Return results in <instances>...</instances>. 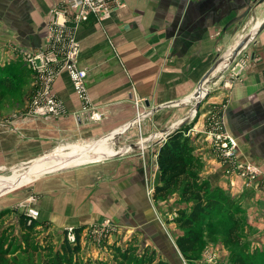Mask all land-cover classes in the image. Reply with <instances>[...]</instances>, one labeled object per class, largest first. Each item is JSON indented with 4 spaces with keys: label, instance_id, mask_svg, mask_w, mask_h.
Returning a JSON list of instances; mask_svg holds the SVG:
<instances>
[{
    "label": "crops",
    "instance_id": "1",
    "mask_svg": "<svg viewBox=\"0 0 264 264\" xmlns=\"http://www.w3.org/2000/svg\"><path fill=\"white\" fill-rule=\"evenodd\" d=\"M62 1L0 0V74L6 79L0 92L12 84L17 98L27 85L28 76H23L22 61L16 54L45 49L49 10ZM123 1L124 6L106 19L98 21L89 15L72 28L78 43L77 64L86 67V104L75 95L68 74L61 70L50 86V92L62 103L60 115L46 119L29 116L24 101L0 105V167L44 158L49 153L37 158L33 155L48 152L47 147L58 140L78 137L92 142L100 137L94 140L100 141L134 117L136 111L154 106L165 104L166 109L157 110L150 118L166 114L169 122L181 104L173 103L192 94L218 51L224 55L246 28L244 20L259 17L252 22L253 28L264 18L253 10L255 0ZM72 15V10L64 8L59 18L71 26ZM240 62L237 76L230 77L231 68L236 69ZM223 69L214 71L204 83L206 93L191 130H200L210 112L221 111L225 132L235 140L237 150L253 163L264 162V27ZM179 121L174 120L176 125ZM166 122L160 128L151 124L148 135L159 129L156 137L161 139L166 133L161 130L174 126V122ZM205 138L200 132L193 138L194 150L206 158L203 176L211 185H219L224 194L239 197L242 232L248 229L251 234L249 242L246 239V253L264 251V192L241 188L232 177L225 179L214 159L208 157L209 142ZM149 157L136 152L40 174L30 187L38 198L37 222L56 233L66 225L80 226L108 217L123 225L115 235L118 239H109L111 248L114 241L116 245L137 247L134 252L138 255L150 251L158 258L172 259L176 254L174 237H170L172 247H165V236L149 217L153 203L145 196L143 185V164H149ZM157 181L158 172L152 185ZM108 251L97 241L80 244L82 255L98 260L109 257Z\"/></svg>",
    "mask_w": 264,
    "mask_h": 264
},
{
    "label": "rangeland",
    "instance_id": "2",
    "mask_svg": "<svg viewBox=\"0 0 264 264\" xmlns=\"http://www.w3.org/2000/svg\"><path fill=\"white\" fill-rule=\"evenodd\" d=\"M255 1H256V4L253 6V10L255 11V13L258 12L257 15L264 14V3H263L264 0H261V1L255 0ZM258 18L259 17H256V16L255 18L248 16L247 19L244 20L245 23L247 22L246 28L241 30V33L239 34L236 41L242 35L248 32L250 28H252L251 27L252 22L257 21ZM235 43H232L231 48L228 49L229 51L232 49ZM228 50L226 53H224V55H222L221 53L222 51L219 50L215 58L219 56L226 57V54L229 52ZM30 52H34V50H30V51L24 50L23 52H19L20 55L16 54L20 57L22 61L23 68L22 67L21 68L23 69V71H25L23 76L24 77L28 76V80L26 83L27 85H24L22 87V89L18 93L17 98H14V94H13L14 90H12L11 88L12 84L8 85L7 89H5L3 92H0V105L17 104L16 102H20L21 104V102L24 101L23 106L25 107V110L27 111L28 99L30 98L32 94L31 90L34 87V84L35 85L38 84L33 81L32 68L25 60V53L32 54ZM10 53L15 54V52H10ZM225 69L226 67L223 70ZM35 75L37 77L39 73L35 72ZM2 88H5V87H2ZM177 103L179 102L177 101ZM187 104L190 106L187 107L188 105L181 103L179 107H177V109L175 110L176 114H174V117L170 121L168 120L169 122H166V118L167 116H169L166 114H164L165 116L161 115L159 118H150L151 115H156L157 113V112H153L152 114V112H149L150 108L148 110L146 109L145 111H139L138 112L139 119L134 121L127 129H125L119 135H114L111 137L110 140L112 143H111V146H109L107 149L109 153L107 152L105 154V155L112 154L116 152L119 149V147L122 146L126 150L120 155H124V154L129 155V154H134L137 152L141 156H143L144 154L145 156H148V155L151 156L147 159L149 164L146 163L145 166L143 164V168L145 167L146 169L145 173H143L144 174L143 176L144 193H145V196H147L148 198H151L152 203H153L151 214L149 217L151 221L154 222L157 225V227H159L157 229L159 233L161 232V235L165 236L164 238L162 236L161 237L165 240V244H166L165 247H169V248L172 247L170 237L172 238L174 237L175 239L176 234H181L183 232V229L178 227L173 220L174 217L177 215L176 214L177 209L181 208V209L187 210L189 203L182 201L179 198L177 192H172L169 195H167L165 198H162L159 200H153L151 197V190L153 186L152 182L154 181L155 173L157 172L155 168V163H154L155 149L158 146L157 144H159V142H161L162 139H164L166 135V133L161 130L165 134L161 136V139L157 138L156 136H157V133H159V129H156V130L153 129V131H151L148 135L147 129L152 130L151 124H153L156 128H160V126L165 124V122L170 124L174 122V120L180 119L181 121L186 116H189V119H187L181 125L183 124L191 125L188 128L187 132L192 138L196 136V132H200L201 135L204 133V135L206 136L205 139H208V142H209L208 145L206 146V150L209 155L208 157H211L214 159L213 163L217 165L218 172L221 175L223 174L224 176H226L225 179H227L228 177H232L238 180V181L234 180L233 184L236 181L238 183V186L241 188H246L247 190H256V191L264 192V171H262L260 168V167L264 168V162L256 164V163H253L252 161H249L244 154H242L241 152L237 150V143L235 142L237 156L239 158L246 160L250 164H252V167H257V169L259 170V173L257 172L258 175H256L254 178L248 181L246 179L240 178L238 175H236L232 171L226 172L225 165H223L224 163L222 162L223 159L220 158L221 155L217 153L218 155L217 156L212 150V147L210 145L211 140H209V137H208L209 134L207 131L209 127V122H207L209 119V116L205 117V119L203 118L204 120L202 124L200 125V128H201L200 130H195L196 132L192 131L191 130L192 126H194V123L196 121L197 110L195 112L192 110V104H193L192 98L188 101ZM27 114L31 116L29 113ZM161 117H163V119ZM172 125L175 126L176 125L175 122L172 123ZM148 136L150 137L147 138ZM144 139H146L147 141L145 142L146 143L145 146L143 145L141 148H134L128 144L130 142L137 144L140 141L142 142ZM154 139L156 140L155 142L152 141ZM231 139L233 138L231 137ZM150 141H152L153 143L151 142L147 146V142H150ZM88 142L90 141H81L80 138L78 137L58 140L52 143L50 147H47L46 151L48 152H45L43 154L39 153L41 155H33V157L37 158V157H40L42 155L49 153L48 156H45L44 158H38L35 161L42 160L53 154L56 155L59 152L70 150V147H72L73 145L70 146L69 144H82V143H88ZM56 148L57 150L52 153V150H55ZM194 152L197 153L203 161V165L199 171V175L202 177H206V176H203V171L207 169L206 158H202L203 156L199 154L198 152H196L195 150ZM112 157L113 156L105 158V159H101V160L110 159ZM31 160L32 159H29L28 161H24V162L4 164L2 167H0V179L10 178L14 176L15 174H18L21 170L27 169L33 163V162L30 163ZM91 162L93 161L84 162V163H80L77 165H85ZM13 164H18V165H13ZM68 166L72 167L75 165H68ZM68 166L61 168V169H65ZM55 171H58V170L45 172L43 174L52 173ZM36 177L37 176L26 179L20 184L9 188L6 192L0 195V235H2L3 246H6L8 249L6 253L7 260L5 264H48L49 260L53 258L57 254V252L61 253V244H62L61 242L63 241L64 229L67 225L57 229L58 232L52 233L50 230H48L47 226L43 222L42 223L38 222V225L36 227L30 230H27L23 228L22 224L19 221L20 214H23L25 216L24 220H27L28 218L34 219V220L37 219L38 211H37L36 204H37L38 198H37V195L34 194L33 191H31L30 189V187L33 185L32 183L34 181L33 179H35ZM215 185L216 184L214 185L212 184V186H215ZM215 187L220 188L219 185ZM234 195L236 196V194ZM228 196L230 197L232 201L229 204L230 207L227 206L226 208L227 209L231 208L232 210H234L235 208H239V213H237L238 218H239L237 231L241 236V243L242 241H244V243H242L243 245L230 241L228 237L226 236V229L228 225H230V221L232 222L235 219L233 214L229 216L224 215V217H227V219H230V221L227 220L225 223H217L213 221V219L206 218L205 220H202L200 221V223L197 224V226L201 230V236L196 246V249L194 251L188 252L186 255H183L182 253L179 252L177 247H175L174 249H175L176 254L172 257V259L170 258L168 261L165 260L167 261L168 264H230L231 253L233 251H236L238 247L246 246L247 240L249 242V237L251 236V234L249 233L248 229L247 231L242 232V214H241L242 206L239 201V197L238 196L235 197L231 195H228ZM80 226H81V231H80V238L78 242V252L72 253V255L70 256V260H69L70 264H97L96 261L99 262L98 264H113L115 262H118V258L116 257V253L113 247H119V248L121 247L120 249H122L123 247L131 246L130 244H126L125 246H121L120 244L116 245L117 243L113 241L112 242L113 245L111 248V243L109 242V239L112 236L119 234L120 228L121 227L123 228V225L121 224L120 226H118L114 221H112V219L108 217H103L99 220H94V221L91 220ZM115 237H117L118 239V235ZM95 241H97V243L103 244V248L104 249L106 248L107 251L110 249L108 251L110 254L109 257L104 256L102 260H98L95 257L91 258L89 256L82 255L80 253L81 242L82 244H85L88 242H95ZM135 248L137 249V247H134V250L131 254L139 256L138 255L139 252L135 254L134 252ZM32 249H34V251H31ZM255 252H259V251H252V252H249L248 254H253ZM145 255L147 256L152 255L154 259L158 258L155 256L154 253L150 251L148 252V254L146 253ZM158 259H161V258H158Z\"/></svg>",
    "mask_w": 264,
    "mask_h": 264
},
{
    "label": "trees",
    "instance_id": "3",
    "mask_svg": "<svg viewBox=\"0 0 264 264\" xmlns=\"http://www.w3.org/2000/svg\"><path fill=\"white\" fill-rule=\"evenodd\" d=\"M5 80L3 74H0V88L5 86ZM190 126L183 124L170 130L156 147L155 163L158 181L152 186L151 197L153 200H159L172 192H177L182 201L189 203L187 210L178 208L177 215L173 219L176 225L183 229V232L174 239L177 249L183 255L196 249L201 236L197 224L206 218L213 219L217 223H225L230 219L224 215L233 214L235 219L230 221L226 236L230 241L243 245L244 241L241 243V236L237 231L239 208L227 209L232 201L230 197L220 188L212 186L206 177L199 175L203 161L194 152V140L187 132ZM24 218L25 216L20 214L19 221L23 228L30 230L38 225L36 220L29 218L24 220ZM80 231L81 226L74 227L75 241L72 245L63 235L61 253L57 252L47 263L70 264V256L73 252H78ZM113 249L118 258V262L113 264H168L165 260L154 259L152 255L131 254L134 250L131 246L122 249L113 247ZM7 250L0 235V264H5ZM230 264H264V251L248 254L245 247H238L230 255Z\"/></svg>",
    "mask_w": 264,
    "mask_h": 264
},
{
    "label": "built area",
    "instance_id": "4",
    "mask_svg": "<svg viewBox=\"0 0 264 264\" xmlns=\"http://www.w3.org/2000/svg\"><path fill=\"white\" fill-rule=\"evenodd\" d=\"M124 6L123 0H63L60 4L50 8V20L47 23V46L44 50H36L25 53V60L33 71L34 84L31 96L28 99L27 113L31 116L43 119L58 116L63 112L61 101L50 92L53 77L61 70L68 74L73 92L87 103L85 88L86 67L77 64L78 43L74 38L72 28L85 21L89 15L102 21L110 16V13ZM64 8L73 11L71 26L62 16ZM240 62L236 69L231 68L230 77L237 76L241 69ZM35 72L39 75L36 77ZM229 84L231 79H226ZM138 114L136 111L135 115ZM208 137L211 140L212 150L223 159L225 171H232L240 178L251 180L259 173L257 167L237 156L235 141L225 132L221 111L209 113ZM97 117V115H95ZM218 156V155H217ZM73 225H67L64 229L65 240L72 245L74 239Z\"/></svg>",
    "mask_w": 264,
    "mask_h": 264
},
{
    "label": "bare ground",
    "instance_id": "5",
    "mask_svg": "<svg viewBox=\"0 0 264 264\" xmlns=\"http://www.w3.org/2000/svg\"><path fill=\"white\" fill-rule=\"evenodd\" d=\"M224 63L225 61L222 62V64ZM202 93L203 90L199 95H202ZM137 119H139V117ZM110 139L111 135L109 134L104 136L100 141L74 144L70 147V150L59 152L56 155L53 154L42 160L33 161L30 167L21 170L18 174H15L10 178L0 179V195L6 192L9 188L20 184L26 179L38 176L45 171L48 172L52 169L60 168L61 166L76 165L101 158L102 155H105L108 152V147L111 146L112 142Z\"/></svg>",
    "mask_w": 264,
    "mask_h": 264
},
{
    "label": "water",
    "instance_id": "6",
    "mask_svg": "<svg viewBox=\"0 0 264 264\" xmlns=\"http://www.w3.org/2000/svg\"><path fill=\"white\" fill-rule=\"evenodd\" d=\"M261 1V0H260ZM264 27V18L259 21V23L253 27V28H250L248 32H246L244 35H242L237 41L236 43L234 44V46L232 47V49L230 50V53L226 56V57H217L213 60V62L210 64V66L206 69V71L201 75V77L199 78L198 82L196 83L195 85V89L194 91L192 92V94L184 97L183 99H181L180 101L178 102H181L182 104H187L188 101L192 98L193 99V104H192V110L195 112L201 102V99L204 97L205 93H206V89L204 90V83L207 81L208 79V76H210V74H212L214 71H216L217 69H219L220 67L221 68H225L227 65H229L230 63H232V61L234 60L236 54L238 53V51L243 47L245 46L246 43H248L252 37L258 33L262 28ZM226 60V61H225ZM225 61L224 64H222V62ZM203 90V93L202 95H199V93ZM145 104L147 105V102H145ZM173 104H177V101ZM165 104H162V105H158V106H154V107H151L149 109V112H156L157 110H160L162 108H165ZM141 115V114H140ZM143 115V114H142ZM139 117V115H135L134 117H132L130 120H128L127 122H125L123 125H121L120 127H117L116 129H113L111 131H109L107 134H110L111 137L114 136V135H119L121 132H123L125 129H127L134 121L137 120V118ZM187 119H189V116H186L185 118H183L181 121H179V123L177 125H175L174 127H171L169 130L167 128L165 129H162V131L166 132V134L180 126L183 122H185ZM192 119V117H191ZM100 137L96 138L95 140L99 139ZM149 138V136L147 137ZM163 140V139H162ZM94 141V140H93ZM92 141V142H93ZM147 140L144 139L142 142L140 141L139 143L137 144H134L132 142L128 143L130 146L134 147V148H141L143 145L145 146V142ZM126 149L123 148L122 146L119 147V149L112 153V154H109V155H102L101 158L99 159H105V158H108V157H111V156H117V155H120L122 154ZM97 159V160H99ZM77 165V164H76ZM66 166H61L60 168H55V169H52L50 171H54V170H58V169H61V168H64ZM47 172V171H45ZM43 172V173H45ZM49 172V171H48Z\"/></svg>",
    "mask_w": 264,
    "mask_h": 264
}]
</instances>
